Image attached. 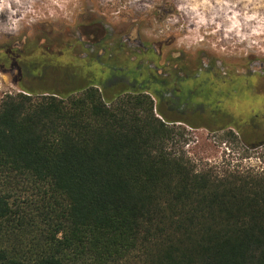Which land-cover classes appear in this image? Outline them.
Segmentation results:
<instances>
[{"label": "trees", "instance_id": "1", "mask_svg": "<svg viewBox=\"0 0 264 264\" xmlns=\"http://www.w3.org/2000/svg\"><path fill=\"white\" fill-rule=\"evenodd\" d=\"M91 72L0 99V264H264V171L197 169L161 93Z\"/></svg>", "mask_w": 264, "mask_h": 264}, {"label": "rangeland", "instance_id": "2", "mask_svg": "<svg viewBox=\"0 0 264 264\" xmlns=\"http://www.w3.org/2000/svg\"><path fill=\"white\" fill-rule=\"evenodd\" d=\"M95 18H100L98 27L65 29ZM48 22L55 29L36 26ZM5 47L21 50L23 60L34 49H47L60 58L57 57L55 67L48 69L44 78L25 76L18 80L15 71L0 72V99L23 88L43 93L67 87L70 75L67 67L73 62L65 50L82 62L90 48L112 55L110 61L102 60L103 66L96 65L101 79L113 75L123 89L138 88L133 82L128 83L126 73L137 83L146 81L149 70L146 66L155 65L166 73L181 70L193 77L190 82L182 80L180 85L176 79L174 82L167 79V87L193 89L194 100L201 88L208 85L207 71L220 81L230 75H257L254 87L261 90L264 89V75H259L264 70V0H0V51ZM198 73L201 76L196 78ZM159 83H145L148 88L143 90L158 91ZM181 98L185 99V95ZM245 104L246 101L240 100L238 109H244ZM182 105L179 102L178 110L166 116L179 121L172 125L184 134L180 150L197 169L210 168L218 173L264 171L261 115L253 126H248V118L234 116L232 120H223L217 114L209 118L205 116H209L208 111H202L205 115L197 111L198 117L194 118L195 105L187 106L189 110H182ZM218 110L221 112V108Z\"/></svg>", "mask_w": 264, "mask_h": 264}, {"label": "flooded vegetation", "instance_id": "3", "mask_svg": "<svg viewBox=\"0 0 264 264\" xmlns=\"http://www.w3.org/2000/svg\"><path fill=\"white\" fill-rule=\"evenodd\" d=\"M100 18H95L93 20L85 19L83 22L75 23L73 26L65 27V29L68 30H85V29H91L94 27H98L100 23L98 22ZM36 26H40L42 29L47 30H53L55 29V25L52 23H43V24H37ZM67 26V25H65ZM33 50H30L26 56V59H22V52L21 50H14L12 48L5 47L3 50L0 51V72L3 74H10L12 71H15L16 78L18 80L23 79L25 76L27 77H33V78H44L45 72L55 67V57L47 51V49H34V53H32ZM86 54L84 57V60L82 62H78L77 59L69 54L68 50H65V53L70 58V60L73 62L72 65H68V69L71 70L77 68L81 72H83L85 75L88 76L87 73H92L91 71L96 72V75H101V71L98 69V66H103L102 63L103 59H106L110 61L112 59V55L108 54L109 52L102 51L101 53L94 52L93 49H87ZM32 53V54H31ZM95 60V64L93 63V59ZM52 56V58H50ZM23 61V62H22ZM107 63V61H105ZM105 63V64H106ZM98 66H97V65ZM137 65V64H136ZM138 67L142 68L141 65H137ZM149 70L146 75L147 80L146 81H133L132 78L128 77V74H125V77L129 80L128 83L133 82L134 85H136L138 88L135 90H141L145 94L150 95L156 92L161 93V100L164 103L163 107L165 108L164 114L169 115V113H172L173 110H178V104L183 103L181 109L183 108L189 110L187 106L193 107L191 105H195V108H192L193 116L194 118L198 117L199 114L203 115L204 112L202 111H208L209 116L205 115L206 117H213L214 114L220 115L225 120L226 118L231 119V117L237 116L241 118H248L247 119V125L253 126V122L256 121L259 118V115H261L262 120H264V111L263 105H264V89L258 90L256 87H254V81L257 77V75H252L249 77L243 76H234L230 75L228 78H223L224 80H215L213 79V74L209 71H207L206 79L208 81V85H206L204 88L202 85H199L201 88V91L198 95L197 93V99L193 97V89H187V90H174L173 88L168 89L167 85L168 80H172L173 82L176 81L181 84V81L186 79L189 82L192 81L193 77H189L187 74H184L181 70L174 71L173 73H166L162 70H160L155 65H147L146 66ZM208 67V66H203ZM65 68L64 66H61V69ZM112 67H110L111 69ZM144 69V68H143ZM202 67L199 69V72H201ZM120 71H123L120 69ZM213 71V69H211ZM129 73V72H128ZM151 73V74H150ZM203 74V73H201ZM224 74V73H223ZM225 75V74H224ZM264 75V70L259 74ZM158 76V77H157ZM200 73L196 75V78H199ZM90 77V76H88ZM227 77V74H226ZM159 81L161 84L160 89L157 91H153L152 93L147 92L146 90H143L144 88H148L145 83L151 84L152 82ZM145 82V83H144ZM144 83V84H143ZM197 89V88H196ZM169 90V91H165ZM171 90V91H170ZM195 93V92H194ZM182 95H185V99L181 98ZM151 96V95H150ZM212 97V98H210ZM192 99L193 101L189 100ZM240 100L246 101V104L244 106V109H238L237 105L239 104ZM154 102L155 99H153ZM194 102V103H193ZM174 104V105H173ZM220 106V107H219ZM216 108V109H215ZM221 108V112L218 110ZM215 110H218V112H215ZM172 111V112H171ZM167 118V116H166ZM170 119V118H168ZM232 120V119H231ZM174 124V123H172ZM171 124V125H172ZM233 126V125H232ZM235 126V125H234Z\"/></svg>", "mask_w": 264, "mask_h": 264}, {"label": "bare ground", "instance_id": "4", "mask_svg": "<svg viewBox=\"0 0 264 264\" xmlns=\"http://www.w3.org/2000/svg\"><path fill=\"white\" fill-rule=\"evenodd\" d=\"M31 22V21H30Z\"/></svg>", "mask_w": 264, "mask_h": 264}]
</instances>
